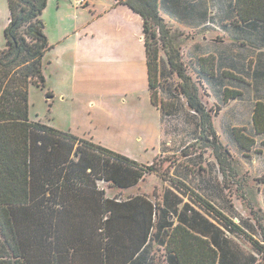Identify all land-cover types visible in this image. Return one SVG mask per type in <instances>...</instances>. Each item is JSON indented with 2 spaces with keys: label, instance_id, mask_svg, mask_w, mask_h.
I'll return each mask as SVG.
<instances>
[{
  "label": "trees",
  "instance_id": "1",
  "mask_svg": "<svg viewBox=\"0 0 264 264\" xmlns=\"http://www.w3.org/2000/svg\"><path fill=\"white\" fill-rule=\"evenodd\" d=\"M118 2L143 18L152 101L160 108L162 120L177 107L176 101L159 95V79L169 71L181 79L176 90L199 116L200 138L209 141L204 134L210 133L220 146L212 109L203 101L194 76L208 78L224 103L248 95L247 88L231 86L234 80L245 86L249 81L217 65L209 53L185 62L181 49L172 46V31L161 15L160 0ZM8 3L7 46L0 49V257L10 255L8 264H74L88 255L100 264H244L239 253L244 258L245 253L237 239L242 236L264 256V244L242 227V220L237 222L184 181H172L174 189L168 188L154 203L143 196L127 201L106 197L98 180L120 187L135 185L160 170L157 158L141 164L29 119V87H47L43 56L52 47L43 18L47 0ZM235 7V23H264V0H235ZM161 51L167 62L160 57ZM257 74L264 76V69ZM47 97H52L51 91L47 90ZM259 98L253 105L252 121L255 133L264 134V97ZM233 135L245 152L257 143L255 137L235 128ZM215 154L221 164L220 153ZM175 190L198 203L203 214L188 202L180 209L184 198ZM195 217L197 223L202 217L203 227L196 225ZM155 248L164 253L149 256ZM250 256L255 262L256 257ZM116 258L122 261L115 262Z\"/></svg>",
  "mask_w": 264,
  "mask_h": 264
},
{
  "label": "crops",
  "instance_id": "2",
  "mask_svg": "<svg viewBox=\"0 0 264 264\" xmlns=\"http://www.w3.org/2000/svg\"><path fill=\"white\" fill-rule=\"evenodd\" d=\"M56 2V32L53 37L45 28L52 45L43 56L46 91H51L55 99L59 96L65 99L70 95L72 108L81 113L75 115L74 122L82 121L83 130L71 134L124 154L141 164H150L149 161L157 155L167 152L172 140L164 131L160 108L152 101L142 16L118 0H85L84 4H79V0ZM46 9L47 6L43 18ZM160 12L170 26L190 35L184 46L185 62L197 61L202 54H212L217 65H223L222 68L230 69L249 81L245 92L250 91L248 95L253 105L260 96L264 97V76L257 74L264 69L263 22L235 23L238 19L235 0H160ZM9 22L10 9L7 25ZM163 53L160 57L167 62ZM46 73L54 77V82H49ZM88 113H93L95 118L88 117ZM150 147L152 157L140 161L139 156L134 155L136 150L149 151ZM198 171L184 168L182 180L223 210L232 200L234 208L242 216V227L264 244V182L256 183L253 179L245 185V194L239 197L229 194L223 185L212 179H198L196 176H201ZM162 180L165 179L160 177V172L154 171L129 187L104 180L97 183L108 198L127 201L143 196L154 203L163 197L168 188H173L166 180L159 186ZM143 184H147L144 189ZM132 188H137V191L125 194V190ZM252 191L257 193L255 202L249 197ZM177 193L184 198L179 204L180 209L188 202L202 213L198 203L189 199L188 195ZM253 206L260 217H255ZM195 222L203 227L202 217H198V223L195 217ZM242 237L237 239L245 253V258L239 253L244 264H264V256L258 255L252 243ZM159 252L164 253L162 250ZM155 253L156 248L149 252V256ZM251 254H257L255 262H252ZM0 259L8 264L11 257L4 253ZM95 261L88 255L76 259L74 264H100ZM121 261L115 259V262Z\"/></svg>",
  "mask_w": 264,
  "mask_h": 264
},
{
  "label": "rangeland",
  "instance_id": "3",
  "mask_svg": "<svg viewBox=\"0 0 264 264\" xmlns=\"http://www.w3.org/2000/svg\"><path fill=\"white\" fill-rule=\"evenodd\" d=\"M56 13V0H48L44 18L47 31L52 37L56 32ZM8 18V0H0V49H4L7 46L4 28L7 26ZM169 27L172 31L170 36L172 46L176 49H181L180 51L184 55V46L190 39V35L183 32L178 27L170 25ZM161 52L163 53V51ZM163 55L165 54L163 53ZM192 72L195 74L196 71L190 69V73ZM46 77L49 82H54L53 76L51 77L46 73ZM194 79L199 86V92L203 101L208 108L212 109V121L216 133L218 134L220 146L210 133L205 132L204 134L207 136L206 138L209 137V141L200 138L201 129L199 126V116L189 108L185 98L176 90V84L179 83L181 79L175 74L169 73V71H167V73L165 72L162 74L161 79H159L161 84L159 95L165 99H169L168 101H170V99L176 101L177 107L173 113L166 115L163 120L164 131H166V136L171 138L172 143L168 146V150L165 154L161 156L157 155V159L155 158L157 160L156 166L158 169L160 168V177L164 178L167 183L172 181H183L181 175L183 174L184 168L197 169L201 174V176H196L198 179H212V181H215L218 185H223V187L228 190L229 194L241 197L245 194V185L250 181L254 179V182L258 183L264 180V134L255 133L252 121V98L250 95H243L241 98L231 99L227 103H224L222 94L212 90L208 78L194 76ZM232 85L243 86V88L247 87L235 80L231 83V86ZM29 91L30 120H41L43 123H47L53 128L65 133L83 130L82 121H80L81 123L74 122L75 115H80L81 113L75 112L72 108V104H70V95H67L65 99L62 98L63 96H59L56 99L54 97H47L46 89L36 85H31ZM56 93L59 94L58 91H56ZM248 93H250V91H248ZM220 106L221 109H218L217 107ZM87 116L95 118L93 113H88ZM234 128L239 132L242 131L257 139V143L250 151L245 152L235 141L233 135ZM146 148L147 147H145V149ZM145 149H138L135 151L134 155L139 156L138 160L152 157L150 152L152 147H150L149 151ZM183 149H185L186 152H183ZM217 152L221 155V164L216 158L215 153ZM155 159L149 162L153 163ZM252 174L260 176H253ZM165 180H162V183L159 182V186L165 184ZM193 181L194 180H192L191 183H193ZM146 187L147 184L142 185L143 189ZM160 188L161 187H159V189ZM134 191H137V188L125 190V194ZM256 194V191L249 193L251 201H256ZM227 204L228 207H225L223 211L227 212V215L239 222L238 220H241L242 216L234 208L232 200L228 201ZM252 209L254 210L255 217H260L258 211H255L257 210L255 206H253ZM158 253L161 252L157 251L156 253L158 257H160L161 254Z\"/></svg>",
  "mask_w": 264,
  "mask_h": 264
},
{
  "label": "built area",
  "instance_id": "4",
  "mask_svg": "<svg viewBox=\"0 0 264 264\" xmlns=\"http://www.w3.org/2000/svg\"><path fill=\"white\" fill-rule=\"evenodd\" d=\"M85 0H79V4H84Z\"/></svg>",
  "mask_w": 264,
  "mask_h": 264
}]
</instances>
